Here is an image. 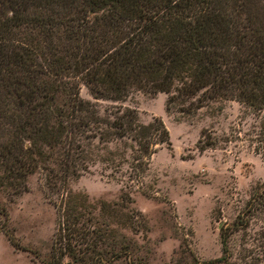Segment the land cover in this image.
<instances>
[{"label":"trees","instance_id":"16d2710c","mask_svg":"<svg viewBox=\"0 0 264 264\" xmlns=\"http://www.w3.org/2000/svg\"><path fill=\"white\" fill-rule=\"evenodd\" d=\"M254 4L0 0V190L19 191L39 168L46 187L60 193L68 177H76L92 155L99 157L104 143L122 137L135 143L141 172L153 145L167 142L156 117L143 124L130 109L99 115L78 95V83L101 99H121L130 89L165 92L164 109L178 103L185 113L207 100L234 99L261 111L257 141L264 149V13ZM94 138L103 145L93 144ZM100 159L111 163L114 153L106 149ZM259 193L264 199V187ZM257 197V191L249 195L246 210L262 200ZM112 205L95 206L65 190L46 264H108L125 256L129 242L109 221L97 220L111 216ZM242 224L237 214L227 230L220 227L219 256L198 263L255 264L254 257L240 263L227 258V236Z\"/></svg>","mask_w":264,"mask_h":264},{"label":"rangeland","instance_id":"374dc122","mask_svg":"<svg viewBox=\"0 0 264 264\" xmlns=\"http://www.w3.org/2000/svg\"><path fill=\"white\" fill-rule=\"evenodd\" d=\"M254 7L264 13V0H255ZM78 95L92 101L101 116L130 109L139 123L156 117L167 133V142L153 145L141 172L131 139L115 138L101 148L103 142L94 138L99 157L92 155L63 185L95 206L115 203L111 216L98 215L97 220L109 221L130 247L108 264H199L219 256V229L227 230L237 214L243 224L227 236L228 260L254 257L255 264H264V199L259 193L264 149L257 141L261 111L230 98L207 100L188 113L178 103L166 111L165 92L130 89L121 99H101L92 98L82 83ZM106 149L114 153L111 163L100 159ZM65 190L46 187L39 168L26 175L19 191L0 190V264H46ZM254 191L262 200L246 210Z\"/></svg>","mask_w":264,"mask_h":264}]
</instances>
